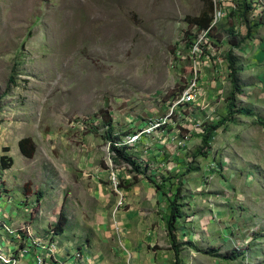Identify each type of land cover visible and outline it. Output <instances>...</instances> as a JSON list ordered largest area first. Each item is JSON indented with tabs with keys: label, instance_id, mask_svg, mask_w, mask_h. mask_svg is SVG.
I'll return each instance as SVG.
<instances>
[{
	"label": "rangeland",
	"instance_id": "obj_1",
	"mask_svg": "<svg viewBox=\"0 0 264 264\" xmlns=\"http://www.w3.org/2000/svg\"><path fill=\"white\" fill-rule=\"evenodd\" d=\"M210 1L212 31L189 30ZM229 56L249 114H229ZM259 117L264 0H0V264H264Z\"/></svg>",
	"mask_w": 264,
	"mask_h": 264
},
{
	"label": "trees",
	"instance_id": "obj_2",
	"mask_svg": "<svg viewBox=\"0 0 264 264\" xmlns=\"http://www.w3.org/2000/svg\"><path fill=\"white\" fill-rule=\"evenodd\" d=\"M246 7L248 9H252V4L249 3L246 5ZM213 15H214L213 3L210 1L208 3V5L206 6L205 10H203L199 16L189 18V20H188L189 30L193 29L195 33H198V32L200 33L202 30L210 33L212 31V29L214 28V26H213V23H214ZM228 33L230 36L228 39L229 45L232 48L238 47L240 44V40L237 39V36L233 32V30L230 29ZM187 35L190 37L193 34L187 33ZM190 44H193V42H190ZM228 59H229V67L231 69L230 77L232 78L231 82H232V86L234 89V91L231 94V97L228 98L229 114H231V115L233 113H238V114L247 113V114H249V111H248V109L245 108V105H243L242 102L236 100V96L242 93V88H241L242 86L238 84L237 78L235 77L236 73H237V69H235V67H234L235 63H234L233 58L231 56H229ZM259 59L260 60L262 59V53L260 54ZM184 91H185V88H181L180 91L173 94V99L171 102L173 103L174 99L178 100ZM176 106L187 107V105L184 103L177 104L174 107H176ZM104 114L106 115V118H101L102 121L100 122V125L102 128L106 129V135H107L106 139H110L112 141L111 146H110L111 151L116 153L117 155H119L122 159H124L126 161H130L131 157L129 156L130 154L128 153V149H129L130 144L125 143L123 145L117 146L118 143L122 142L121 136L112 134V130H113L112 119H110L109 113L106 112ZM183 114L187 116L186 112H184ZM223 121H224L223 119L217 120L215 122L212 120L210 122L211 124L204 125L203 134L200 135V137L202 139L201 140L202 146L207 145L208 139H209L212 131L216 130L219 126H221L223 124ZM258 123L264 128V118L259 117ZM164 125L165 124L158 125L155 128H158V127H159V129L167 128V130H169L168 127H164ZM97 130H98V128L95 127L94 131H97ZM139 131L140 130H138V132ZM125 136H128V134H125ZM17 146H18V150H19L20 154L23 157L30 159L34 156L35 146L29 137H25V138L20 139L17 143ZM4 151H8V149L6 148ZM11 166H12V159L10 157H6V156L0 157V169L1 170H7ZM145 166H146V168H148L149 164L146 163ZM36 198H37V201H38V199L42 198V193H38ZM64 201H65V199H63V202H62L59 214H58L57 221L52 226L53 227L52 231L55 235L62 234L64 232V229H65L66 224H67V219L63 215ZM170 213H171V215H170L171 220L168 224L169 228H171L172 222L175 221V218H178L181 216V213L179 212V210L177 209L175 204L172 205ZM169 239H170L171 245L173 247V251L176 254L177 248L175 245V239H174L173 234L170 232V229H169ZM235 252H237V250H234L233 252L231 251L229 254H226L225 256H227V259H236L238 255Z\"/></svg>",
	"mask_w": 264,
	"mask_h": 264
},
{
	"label": "built area",
	"instance_id": "obj_3",
	"mask_svg": "<svg viewBox=\"0 0 264 264\" xmlns=\"http://www.w3.org/2000/svg\"><path fill=\"white\" fill-rule=\"evenodd\" d=\"M218 17H220V15L218 14ZM35 264H38V263H35Z\"/></svg>",
	"mask_w": 264,
	"mask_h": 264
},
{
	"label": "bare ground",
	"instance_id": "obj_4",
	"mask_svg": "<svg viewBox=\"0 0 264 264\" xmlns=\"http://www.w3.org/2000/svg\"><path fill=\"white\" fill-rule=\"evenodd\" d=\"M39 264V263H38Z\"/></svg>",
	"mask_w": 264,
	"mask_h": 264
}]
</instances>
